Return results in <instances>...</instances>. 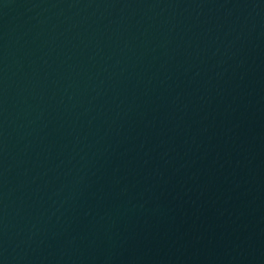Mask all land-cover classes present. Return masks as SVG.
I'll return each instance as SVG.
<instances>
[{
  "label": "water",
  "instance_id": "water-1",
  "mask_svg": "<svg viewBox=\"0 0 264 264\" xmlns=\"http://www.w3.org/2000/svg\"><path fill=\"white\" fill-rule=\"evenodd\" d=\"M0 264H264V0H0Z\"/></svg>",
  "mask_w": 264,
  "mask_h": 264
}]
</instances>
